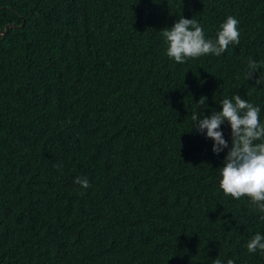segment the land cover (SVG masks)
Masks as SVG:
<instances>
[{
    "label": "trees",
    "instance_id": "trees-1",
    "mask_svg": "<svg viewBox=\"0 0 264 264\" xmlns=\"http://www.w3.org/2000/svg\"><path fill=\"white\" fill-rule=\"evenodd\" d=\"M182 15L213 39L234 16L240 44L177 64L161 30ZM249 57L264 0H0V264H264V213L223 193L227 150L192 120L239 94L264 123Z\"/></svg>",
    "mask_w": 264,
    "mask_h": 264
},
{
    "label": "clouds",
    "instance_id": "clouds-1",
    "mask_svg": "<svg viewBox=\"0 0 264 264\" xmlns=\"http://www.w3.org/2000/svg\"><path fill=\"white\" fill-rule=\"evenodd\" d=\"M167 43V56L177 64L202 56H221L230 45L240 44L239 21L228 16L219 26L216 37L207 38L203 26L193 17L179 16L169 28L161 30ZM264 64L248 58L245 75L253 78ZM261 85V80L255 81ZM207 97L201 96L196 103L198 109H207ZM220 111L212 110L210 115L203 111L194 112L193 129L198 133L206 131V139L213 141L212 152L219 155L227 150L222 166L219 187L226 196L235 200L248 198L254 210L264 213V123L260 121L261 108L243 99L239 94L225 97L220 102ZM227 122L231 130V144L224 138L221 126ZM59 168L61 164L54 165ZM74 184L82 189L91 187L87 177H76ZM261 220H264L262 215ZM247 251L264 253V235L257 232L248 241ZM212 264H235L231 258L223 261L217 256Z\"/></svg>",
    "mask_w": 264,
    "mask_h": 264
},
{
    "label": "water",
    "instance_id": "water-1",
    "mask_svg": "<svg viewBox=\"0 0 264 264\" xmlns=\"http://www.w3.org/2000/svg\"><path fill=\"white\" fill-rule=\"evenodd\" d=\"M10 27H15V26L13 24L6 25L5 29L3 31H1V34L3 37L6 35V33L8 32Z\"/></svg>",
    "mask_w": 264,
    "mask_h": 264
}]
</instances>
